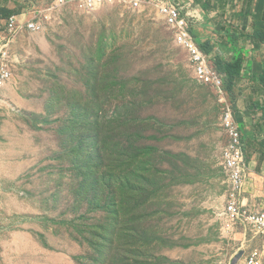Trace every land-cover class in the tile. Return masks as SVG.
I'll return each mask as SVG.
<instances>
[{"label":"rangeland","instance_id":"obj_1","mask_svg":"<svg viewBox=\"0 0 264 264\" xmlns=\"http://www.w3.org/2000/svg\"><path fill=\"white\" fill-rule=\"evenodd\" d=\"M48 16L10 44L0 264H230L264 248L223 233L224 106L157 11Z\"/></svg>","mask_w":264,"mask_h":264},{"label":"built area","instance_id":"obj_2","mask_svg":"<svg viewBox=\"0 0 264 264\" xmlns=\"http://www.w3.org/2000/svg\"><path fill=\"white\" fill-rule=\"evenodd\" d=\"M68 5L85 12L108 6H122L134 11L152 7L157 11L172 32L175 44L186 51L198 82L211 87L224 106L222 128L228 141L222 161L228 193L220 216L223 233L251 232L256 238L264 240V197L260 199V204L247 203L250 168L242 130L228 100L224 76L217 71L213 58L202 50L191 31L192 24L201 17L191 3L177 4L171 0H53L46 7L36 10L35 17L30 20L21 21L16 16L10 17L6 34L0 36V99L13 75L12 38L24 31H43L44 21L50 18L48 14ZM230 264H264V248L245 245Z\"/></svg>","mask_w":264,"mask_h":264},{"label":"crops","instance_id":"obj_3","mask_svg":"<svg viewBox=\"0 0 264 264\" xmlns=\"http://www.w3.org/2000/svg\"><path fill=\"white\" fill-rule=\"evenodd\" d=\"M51 1L0 0V36L6 34L10 17L30 20L26 10L44 8ZM171 2L191 3L200 13L191 31L213 59L241 63V75L233 82L228 98L242 130L250 168L247 203L260 204L264 197V0Z\"/></svg>","mask_w":264,"mask_h":264},{"label":"trees","instance_id":"obj_4","mask_svg":"<svg viewBox=\"0 0 264 264\" xmlns=\"http://www.w3.org/2000/svg\"><path fill=\"white\" fill-rule=\"evenodd\" d=\"M202 50L208 53L209 49L203 48ZM213 63L217 69V71L224 76L225 87L227 92L231 91L233 82L241 75V63L240 61H236L234 63H227L222 59L216 58L213 59Z\"/></svg>","mask_w":264,"mask_h":264}]
</instances>
